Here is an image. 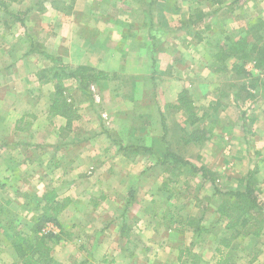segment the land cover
<instances>
[{"label":"rangeland","instance_id":"1","mask_svg":"<svg viewBox=\"0 0 264 264\" xmlns=\"http://www.w3.org/2000/svg\"><path fill=\"white\" fill-rule=\"evenodd\" d=\"M148 1L150 6L143 9L117 7L108 10L109 8L105 9L102 6L97 9L96 5L91 8L97 12V15L108 12L115 19L117 33L114 32L111 36H129L119 35L121 32L128 31L137 36H152L153 49H150L152 55L156 53V61H153V66L149 62L148 77L140 72L144 64L141 65L143 58L140 56L139 41L135 46L137 50L131 57L120 58L117 63V76L94 71L88 74L97 76L100 85L101 82L109 80L122 81L123 86L112 89L116 97L110 100V103L112 101L116 103L114 110L119 108L122 111H125L127 104L131 102L136 108L143 98L154 97L156 89L160 88L161 84H164L167 89L175 80L179 92L175 101L164 107L170 111L166 112L169 114L167 123L170 121L177 126L176 133L180 135L179 140L182 145L195 142L203 146L207 139L205 124L208 127V121L206 122L202 113L206 106L213 107L210 108L211 112H216L220 109V104H223L226 106V110L221 113L224 119H218L215 123L218 128L217 133L221 135L219 137L221 152L209 154L210 147L206 152L203 150L201 156L197 150L193 149L183 152L176 144V138L171 136H165V142L162 137L157 138L158 146L154 135L144 138L138 135L136 138L135 133L133 136L126 137L128 143L131 139L141 140V143L138 141L136 143L149 146L147 149L150 153L124 157L121 150L115 148L107 154L109 160L113 161L111 164H115L113 173L117 178L111 182L113 186L109 188L110 191L105 190L110 192L113 198L108 201L95 200L99 204L98 207L95 205L96 202H89V200L79 202L77 209L69 203L58 217L67 238L64 236L63 241L54 246L52 255L61 264H82L86 260V253L90 250L89 245L106 239L112 240L111 235L100 236L96 232L105 226L111 230H115V227L119 228L120 215L124 212L127 215L125 223L123 222L125 227H121L122 234L128 239V251L136 257L132 259L131 264H190L194 256H197L195 261L197 264H264V233L258 239L242 235L232 239L237 231L225 230L228 220L220 218L216 211L222 197L215 194L211 184V181L214 182V186L221 192L244 191L246 185H250L259 203H264V151L256 149V115L264 117V69L256 70L251 63L247 62L244 73L236 74L235 65L240 55L238 49L235 50V55L224 64L214 59V55L230 47L231 42L238 39L249 41L251 29L257 30L264 40V0ZM0 2V37L5 36L2 43L13 47L16 43L14 38L10 39V36H19L18 43L23 50L17 55L22 56L28 51L35 53L31 54L33 60L29 67L35 68L37 73L46 72L53 67L59 68L58 71L46 72L41 76L42 81L48 82L50 79V85L39 83L40 85H37L34 92L30 94L33 96L35 93V97L41 98L40 104L43 106L46 98H49L51 94L53 97L57 88L63 89V86H67V80L72 79L67 76V72L75 70L70 68L68 61L64 59L61 61V56L54 60L51 56L47 55L52 58L49 59L44 55L45 47L42 38L53 30L49 20H53V14L58 10L65 14H60V17L64 18L66 25L73 24L75 17L73 16L70 20L68 19L70 16L67 15L74 9V5L82 14L93 2L91 0H16L15 2L0 0ZM141 5H147V0H142ZM46 8L49 9L47 12ZM77 20L80 31L90 26L91 20L81 18V15L80 20L79 18ZM101 21L102 30L112 26L103 18ZM95 25H97L96 22ZM157 36H166L165 47ZM168 36L175 37L169 41ZM118 47H122L119 42ZM62 53L63 51L59 52V54ZM15 57L16 54L10 56V62H13ZM6 64L7 62L0 57V69ZM160 66L162 70L159 71ZM168 67L171 69L175 67V73L167 74ZM20 68L23 69V64ZM54 73L58 76H52ZM188 83L190 86L196 83V87L189 88ZM90 88H92L91 85L88 90L92 92ZM89 91L82 93L90 100ZM93 91L95 93V89ZM180 94L185 96L186 105V101L180 102ZM133 113L137 117V122L138 117L140 119L138 125L147 122L141 120L144 118L149 119L150 126H153L152 119L156 122V118L160 117V122L163 121V115L158 110L157 104L134 109ZM191 114L198 118L194 125H190ZM116 115L114 113V124L111 128L117 133L123 129V122H120L123 119ZM84 116L86 117L87 114L85 113ZM164 122L166 123V119ZM34 123L33 141L41 142L42 145L46 141V146L52 148L57 145V148L62 139L56 134L58 130L55 129L59 127L53 129L41 116H38ZM127 124L128 122L124 123V128ZM124 132H126L125 129ZM138 134H142L140 126ZM196 138L199 139L198 142L195 141ZM89 139L87 137L73 138L83 143ZM109 139L116 147L122 146L119 137ZM104 145L106 144L102 141L96 146ZM167 148L195 167L204 169L205 177L203 178L199 172L193 175L187 168L182 169L183 174L177 179L173 177L176 171L173 174L165 173L167 166L162 165L161 161ZM81 150L83 158L80 157V161H88L85 160L88 158L84 155H89L91 152ZM64 158L67 159L65 156ZM124 160L131 161L132 164L126 163V165ZM83 164L85 166L75 176L81 175L82 180L88 184H92L98 175L103 176L107 171L106 168L99 166L100 169L97 172L89 175L93 172L91 164L95 163L84 162ZM127 179L132 182L129 181L126 185ZM45 187L48 190L54 188L52 184ZM125 187L133 188L135 191L130 205H128L129 199L118 200L124 196ZM8 189L0 190V202L6 210L0 216V260H3V264L13 262L11 250L6 243L4 228L9 227V220H13L12 227L24 232L28 231L31 226L30 215H36L40 213V210H35L30 201L22 196H33L41 192L43 185L22 183L14 185V188L10 189L12 191ZM94 189L96 191L94 197L104 192L102 187L98 188L94 185ZM112 192H115V195H112ZM8 197L14 198L11 205L5 204ZM58 200L62 201L63 198L59 197ZM146 226L149 230L143 232ZM53 228L58 233V229ZM194 228H203L207 230V233H201L198 236ZM230 237L231 242L225 250L221 241ZM112 241L111 250L118 249L114 240ZM219 245L223 258L215 251ZM106 249L105 246L102 250L97 249L100 255L96 257V263L91 262V264H98L99 260L104 258L110 260L112 264H124L121 259L117 260L115 255H103ZM185 252H189L191 256L188 258L182 256ZM177 259H180L179 262H176Z\"/></svg>","mask_w":264,"mask_h":264},{"label":"crops","instance_id":"2","mask_svg":"<svg viewBox=\"0 0 264 264\" xmlns=\"http://www.w3.org/2000/svg\"><path fill=\"white\" fill-rule=\"evenodd\" d=\"M91 1L93 3H90L88 10H84L82 14H80L81 12H79L76 5H74V9L67 15L70 16L68 17L70 20L73 16L75 17L73 24L70 23L69 25H66V22L63 20L64 18L60 17V14H65H63L62 11H55V14H53V20H49V22L51 21L53 30L50 34L43 36L42 38L45 47L44 53L54 58V60L61 56V61L63 59L68 61L69 66L72 69L84 66L95 72L107 75L114 74L117 76V63L120 58L131 57L134 54V51L137 50V47L135 46L139 41L141 46L140 56L143 58L141 65L144 64V68L141 67L140 72L144 73L145 77H148L149 62L153 66V61H156V53L152 55L150 49H153L151 43L152 36H137L129 31L119 33V35L122 34L129 36H111L112 33H117L115 19H113L112 15L108 12H103L102 15H97V12H94L91 8L96 5V8L102 6V8L105 9L109 8L108 10L117 7H124V9H143L148 8L150 2L147 0V5H141L142 0ZM48 10L49 9L46 8V12ZM80 15L81 18L91 20L90 26L82 28L81 31L79 23L77 22L78 18L80 20ZM102 18L106 23H109L110 25L112 24L107 30H102L101 28ZM95 22L97 25H95ZM172 37L175 36H168L167 39L170 41ZM11 38H14L16 43L13 47L2 43L5 40V36L0 37V57L7 62V64L0 69V190L3 191L4 189L6 190L9 188L8 191H12L10 189H13L14 185L16 186L22 183H25V185L26 183L41 184L43 185V190L37 193L39 197L42 196L45 191L53 190L57 195V199L59 197L61 199L63 198L62 201H68L70 206L72 205L76 207V209L77 205L79 202H82V200H89V202H96L95 200L108 201L113 197L111 196V193L106 192L105 189L110 191L109 188L113 186L111 182L116 180L117 177H115L113 173L115 164H111L113 161L109 160L107 154L111 152L112 149L120 148L119 146L116 147L109 138L119 137L121 139L122 147L139 146L142 142L141 140L131 139L128 143V140L126 139V137L133 136L135 133L136 138H138V135H142V138L154 135L157 146V138L161 139L162 137V140L164 141L166 137H174L177 140L176 144L179 145L180 150L183 152L192 149L197 150V153L200 156L202 155V151L205 150L206 152L208 147H210L209 154L213 155L217 154V151L221 152L219 144V137H221V135L217 133L218 128L215 126V123L218 119H224L221 113L223 110H226V106L223 104H220V109L216 112H211L210 108L213 107L206 106L202 113V116H205L206 122L208 121V127L205 124L207 139L203 146H200V143H197V145L195 142H189L187 145L180 144V135L176 133L177 126L170 121L167 123L169 114H166V112L170 111H168L169 109H167V107H164L165 105L174 102L177 93L179 92L177 91V82L175 80L172 86H169L167 89H165L164 84H161L160 88L156 89L154 97L143 98V101L140 104H137L136 108L131 102L130 104H127V109L122 111L119 108L114 110L116 103H113V101L110 103V100L116 97V93L112 89H117L118 87L123 86L122 81L118 82L115 80H109L108 82H101V85L99 82L92 83V88H90L92 89V92L88 90L91 94V99L89 100L84 97V94L80 90L79 82L69 79L67 80V86H63L62 94L64 99L76 109L78 118L74 120L71 128L67 129L65 126V119L58 116H49L50 97L46 98L44 105L42 106V104H40L42 100L41 98L35 97V93L33 96L30 95L32 94L31 92H34L36 89L35 87L41 83L37 78V70L29 67L31 60H33L31 57H33L32 55L35 53L28 51L22 54V56H18L17 54L20 53L19 51L23 50L20 47V43H18L19 36H10V39ZM157 38L160 39L162 46H164L166 36H157ZM118 42L122 44V47H118ZM168 47L170 48V45ZM60 51H63V53L59 54ZM15 54L16 57L13 59V62H10L11 60L9 57ZM158 57L160 60L159 53ZM22 64L23 69L20 68ZM158 69L159 71L160 69L162 70L161 66ZM55 70L57 71L59 68L53 67L47 71L51 73ZM175 71V67H172V69L168 67L166 70L167 74L170 72L175 73ZM31 80H33V82H30ZM48 80L49 81L46 85H50V79ZM195 85L196 83L190 86L188 83L189 88H195ZM129 87L131 86L129 85ZM94 89L95 93L93 91ZM165 98L168 99L165 100ZM39 104L40 108H38ZM151 104L158 105V110L163 115V121L160 122V117L156 118V122L155 119H152L151 122L153 123V126H150L148 125L150 122L149 119L144 118L141 120L147 122L138 125L140 119L138 117L137 122V117L134 116L133 110L140 107L144 108ZM85 113L87 114L86 117L84 116ZM114 113H116V116H119L120 119H123L120 120V122H123V129L117 133L111 128L114 124ZM38 116L44 118V122L51 125L53 129L54 127H59L55 130H58L56 131L57 137L60 138L61 136L62 139L60 140V144L58 143L59 146L57 148V145L52 148L46 146V141H44V146L41 142L38 143L33 141V137H35L34 120L38 118ZM164 119H166V123L164 122ZM200 119L201 118H199V120ZM125 122H128V124L124 128ZM262 125L264 126V117L262 115H256L257 151H264V127H262ZM139 126L142 134H138ZM124 129L126 132H124ZM155 129L156 131H153ZM81 137H87L90 139L84 141V143L81 140H73V138L78 139ZM102 141H104L106 145L96 146ZM137 141L140 143L137 144ZM195 141L198 142L199 139L196 138ZM86 143H88V145H85ZM140 146L146 147L143 144ZM146 148H149V146ZM81 149H85L84 152H91L89 155H84L88 158L85 159L88 161L84 162L95 163L91 164L93 172L89 173V175L97 172L100 167L107 169L106 173H104L103 176L98 175L97 179L92 184L83 181L81 175L75 176L79 173V170L85 166L83 164L84 162H81L79 159L80 157L83 158V151ZM64 156L67 157V159H63ZM123 162L125 164H132L131 161L127 162L124 160ZM205 166L208 167L207 165ZM129 181L131 180L127 179L126 182H124L127 185ZM49 184H52L54 188L48 190L45 186H49ZM94 185L98 188L102 187L104 190V192L98 197H94L96 193ZM130 194L135 196L134 189L130 187L127 189L125 187L124 196L120 197L118 200L126 201L130 198ZM112 195H115V192H112ZM22 197L25 199L27 195H23ZM7 199L8 200L6 201L9 205L14 202L13 197H8ZM0 204L2 203L0 202ZM95 205L96 207L99 206L97 202ZM93 209L95 208L93 207ZM23 215L26 216L27 214ZM126 215L127 213L124 212L120 215L119 228L115 227V230H111V228L105 226L96 232V234L100 236L107 235V237H109L111 235V238L116 243L118 249L111 250V246L113 245L111 239L97 241L96 243L89 245L88 248L90 250L86 253V260H84L82 264H91V262L96 263V257L100 255L97 249L102 250V247L104 246L107 247V249L103 255L112 254L115 255L117 260L121 259L124 264L132 263V259L136 257H133L128 251V239L126 235L122 234L121 229V227H125L123 222L125 223ZM147 227L148 226L143 228V232L149 230ZM140 232H142V230H140ZM176 262L178 261L176 260ZM0 264H3V260H0ZM98 264L112 263L110 260L104 258L100 259Z\"/></svg>","mask_w":264,"mask_h":264},{"label":"trees","instance_id":"3","mask_svg":"<svg viewBox=\"0 0 264 264\" xmlns=\"http://www.w3.org/2000/svg\"><path fill=\"white\" fill-rule=\"evenodd\" d=\"M8 1L15 2L16 0ZM249 34L251 36L249 41L238 39L237 41L231 42L230 47L216 53L214 59L224 64L225 61L231 59L235 55V50L238 49L240 55L237 58L238 63L235 65L236 74L241 75L244 73V67L247 62L251 63L254 69L259 71L263 70V37L254 29L249 30ZM44 55L46 58L52 59L46 54ZM222 71H224V69ZM46 72L37 73V78L42 84L48 83L46 80L42 81L41 79V76ZM91 72H93V70L80 66L75 70L67 72V76L79 82L80 90L82 92H88L89 85L99 81L97 76L95 77V75L91 76L88 74ZM53 76H58V74L54 73ZM57 89L58 90L54 93L53 97L52 94L50 96L49 116H58L65 119V126L67 129H70L74 120L78 118L77 112L76 109L64 99L62 89ZM179 98L180 102L186 101L185 105L187 104L184 95L180 94ZM187 110H189V108H187ZM190 119V125H194L198 118L191 114ZM119 149L124 157L129 155L136 157L141 153H150V150L144 146H120ZM164 154L161 164L167 166L165 168V173L173 174L176 171V174H173L174 179L179 178L183 174V168H187L193 175L199 172L203 178L205 177L204 169L195 167L189 161L177 156L170 149H165ZM211 184L214 187L215 194L222 197L220 205L216 211L220 218L228 220V223L225 225V230L237 231L233 237L231 236L232 239L240 235L253 239L262 237L264 233V203H259L254 193V189L250 185H246L244 191L221 192L214 186V182L211 181ZM129 197L130 202L128 205H130L134 199L132 194H130ZM25 199L30 201V204L36 208L35 210L39 209L40 213L30 215L29 220L31 226L27 232L12 227L14 226L13 220H9V227L4 228L6 243L8 244L13 257V262L11 264H61L54 259L52 254L54 246L63 241L64 236H66V233L63 231L61 228L62 226L58 221V217L62 213V210L67 207L69 202L59 201L53 190L44 192L40 197L37 195H31L25 197ZM5 204L9 205L7 201H5ZM125 210H127V208ZM4 211H6L4 205L0 204V216ZM48 224H51L58 229V233L53 231H43ZM194 232H197V235L199 236L201 233H207V230L203 228H194ZM231 237L221 241V245L225 250L229 247ZM215 251L221 258L224 257L223 253L220 251V245ZM182 256L188 258L191 254L185 252ZM180 259H177V261L179 262ZM196 260L197 256H194L190 264H197L195 262Z\"/></svg>","mask_w":264,"mask_h":264},{"label":"built area","instance_id":"4","mask_svg":"<svg viewBox=\"0 0 264 264\" xmlns=\"http://www.w3.org/2000/svg\"><path fill=\"white\" fill-rule=\"evenodd\" d=\"M43 231H46V232H49V231L56 232L55 229L52 226H50V225H47L46 228Z\"/></svg>","mask_w":264,"mask_h":264}]
</instances>
